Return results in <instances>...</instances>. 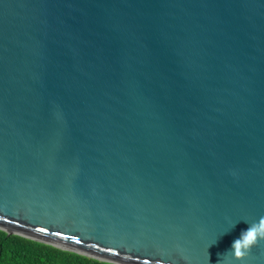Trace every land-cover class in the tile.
<instances>
[{"label": "water", "instance_id": "95a60500", "mask_svg": "<svg viewBox=\"0 0 264 264\" xmlns=\"http://www.w3.org/2000/svg\"><path fill=\"white\" fill-rule=\"evenodd\" d=\"M260 216L264 0H0V229L115 264H264V242L228 251Z\"/></svg>", "mask_w": 264, "mask_h": 264}, {"label": "trees", "instance_id": "16d2710c", "mask_svg": "<svg viewBox=\"0 0 264 264\" xmlns=\"http://www.w3.org/2000/svg\"><path fill=\"white\" fill-rule=\"evenodd\" d=\"M0 264H115L0 229Z\"/></svg>", "mask_w": 264, "mask_h": 264}, {"label": "clouds", "instance_id": "9594fccd", "mask_svg": "<svg viewBox=\"0 0 264 264\" xmlns=\"http://www.w3.org/2000/svg\"><path fill=\"white\" fill-rule=\"evenodd\" d=\"M247 224L248 227L242 230L240 235L233 240L228 250L236 261L243 260L253 247L264 242V216H260L258 220Z\"/></svg>", "mask_w": 264, "mask_h": 264}]
</instances>
